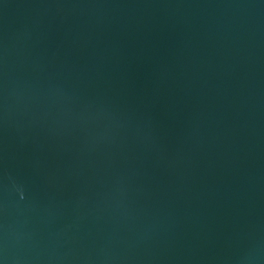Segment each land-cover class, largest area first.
<instances>
[{"label":"water","instance_id":"obj_1","mask_svg":"<svg viewBox=\"0 0 264 264\" xmlns=\"http://www.w3.org/2000/svg\"><path fill=\"white\" fill-rule=\"evenodd\" d=\"M0 264H264V0H0Z\"/></svg>","mask_w":264,"mask_h":264}]
</instances>
